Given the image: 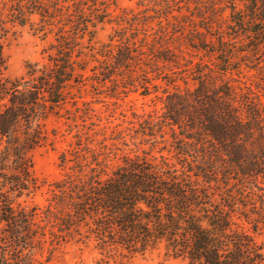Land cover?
<instances>
[{
    "label": "trees",
    "instance_id": "obj_1",
    "mask_svg": "<svg viewBox=\"0 0 264 264\" xmlns=\"http://www.w3.org/2000/svg\"><path fill=\"white\" fill-rule=\"evenodd\" d=\"M13 2L7 15L14 23L33 29L36 16L35 32L47 35L57 29L50 64L30 66L27 78L17 81L5 79L0 39V264H36L27 254L31 247L26 242L33 234L34 214L18 203L37 188L28 153L44 142L43 125L64 102L66 89L83 78L77 74L85 70L78 60L83 54L79 40L92 37L90 24L95 23L76 8L75 0ZM230 16L243 33L240 37L264 43V0H247L242 11L232 7ZM165 34L160 38L161 51L151 47L141 51L121 42L99 55L125 67L134 58L138 65L155 61V67L157 62L178 66L180 55L173 53L172 39ZM218 52L222 74L240 71L234 67L233 53ZM159 71L157 76L162 75ZM207 76L198 70L194 89L165 90L163 113L152 122L169 129L183 158L181 169L126 159L105 180L95 176L71 189L76 197L74 214L77 221L91 219L98 236L135 253L164 244L185 264H264L263 248L243 220L254 232L256 224L238 215L231 197H221L217 203L208 187L198 184L249 183L264 196V105L234 85L233 78L214 87Z\"/></svg>",
    "mask_w": 264,
    "mask_h": 264
},
{
    "label": "rangeland",
    "instance_id": "obj_2",
    "mask_svg": "<svg viewBox=\"0 0 264 264\" xmlns=\"http://www.w3.org/2000/svg\"><path fill=\"white\" fill-rule=\"evenodd\" d=\"M246 1L75 0L76 8L95 23V27L90 24L92 37L79 40L83 54L78 60L85 70L77 74L83 78L66 89L64 102L44 123V142L28 153L37 188L18 199L26 213L34 214L33 234L26 242L31 247L27 254L36 264H185L164 244L135 253L98 236L91 219L77 221L71 189L95 176L105 180L126 159L181 169L183 158L169 129L152 122L163 113L164 91L194 89L198 70L208 74L214 87L233 78L234 85L259 97L264 105V43L240 37L243 33L230 16L232 7L242 11ZM13 3L0 0V39L8 81L27 78L30 66H48L57 33L56 28L47 35L35 32L36 16L33 29L14 23L7 15ZM70 5L73 12L75 7ZM165 33L172 39L173 53L180 55L178 66L157 62L155 67V61L138 65L134 58L125 67L99 55L121 42L141 51L148 47L161 51ZM221 39L224 45L218 44ZM218 51L233 53L240 74L233 68L222 74ZM159 68L162 75L157 76ZM198 184L208 187L217 203L221 197L232 198L238 215H246L258 227L254 232L243 220L264 253V196L249 183Z\"/></svg>",
    "mask_w": 264,
    "mask_h": 264
}]
</instances>
